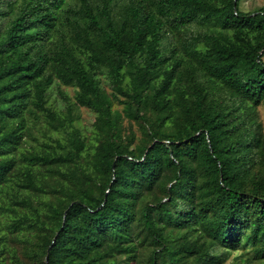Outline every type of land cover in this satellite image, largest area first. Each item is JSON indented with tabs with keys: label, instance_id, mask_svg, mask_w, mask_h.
Here are the masks:
<instances>
[{
	"label": "trees",
	"instance_id": "16d2710c",
	"mask_svg": "<svg viewBox=\"0 0 264 264\" xmlns=\"http://www.w3.org/2000/svg\"><path fill=\"white\" fill-rule=\"evenodd\" d=\"M240 3L0 0V264L264 262V3Z\"/></svg>",
	"mask_w": 264,
	"mask_h": 264
},
{
	"label": "rangeland",
	"instance_id": "374dc122",
	"mask_svg": "<svg viewBox=\"0 0 264 264\" xmlns=\"http://www.w3.org/2000/svg\"><path fill=\"white\" fill-rule=\"evenodd\" d=\"M262 3H264V0H241L240 7L242 10L248 11L261 5ZM70 94H72L71 91ZM259 118L264 123V108L262 107L259 108ZM92 122L93 115L85 109L81 110V124L83 125V127L86 130H89L91 128ZM257 264H264V262H260Z\"/></svg>",
	"mask_w": 264,
	"mask_h": 264
}]
</instances>
